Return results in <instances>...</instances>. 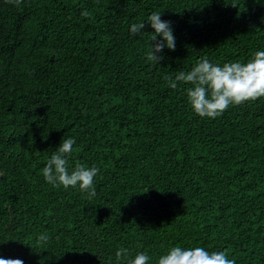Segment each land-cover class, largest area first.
<instances>
[{"label": "trees", "instance_id": "16d2710c", "mask_svg": "<svg viewBox=\"0 0 264 264\" xmlns=\"http://www.w3.org/2000/svg\"><path fill=\"white\" fill-rule=\"evenodd\" d=\"M153 11L175 37L158 64L150 24L129 32ZM257 50L264 0H0V257L117 264L122 246L155 264L181 246L264 264V97L201 118L163 79ZM68 137L69 167L99 169L92 199L42 175Z\"/></svg>", "mask_w": 264, "mask_h": 264}, {"label": "clouds", "instance_id": "9594fccd", "mask_svg": "<svg viewBox=\"0 0 264 264\" xmlns=\"http://www.w3.org/2000/svg\"><path fill=\"white\" fill-rule=\"evenodd\" d=\"M8 4L19 7L23 0H5ZM82 17L90 18L91 13L84 9ZM161 12L153 11L145 20L132 23L129 32L135 36L143 32L144 21L150 24L147 51L148 61L158 64L166 46L175 50V37L171 21L162 20ZM157 36L160 39H157ZM168 87L180 89L186 96L187 104L194 114L201 118L214 119L221 116L230 106L242 105L264 97V51L253 52L246 61H228L223 64L213 63L206 57H200L190 70L179 71L175 77L168 74L163 76ZM181 85H189L181 88ZM75 139H61L59 145L46 158L41 172L46 182L53 187L77 188L87 194V199L96 195L95 178L99 172L96 166L86 167L76 163L69 167V157L73 151ZM146 190V189H145ZM38 241L45 243L48 234L40 233ZM152 258L145 252L133 253L126 247L119 246L115 251L117 264H149ZM0 264H24L22 259L0 257ZM155 264H235L226 251H207L202 247L173 246L160 254Z\"/></svg>", "mask_w": 264, "mask_h": 264}]
</instances>
